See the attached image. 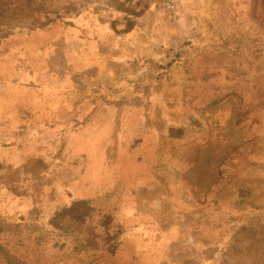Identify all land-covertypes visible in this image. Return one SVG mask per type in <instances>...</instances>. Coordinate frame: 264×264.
<instances>
[{"label":"rangeland","instance_id":"1","mask_svg":"<svg viewBox=\"0 0 264 264\" xmlns=\"http://www.w3.org/2000/svg\"><path fill=\"white\" fill-rule=\"evenodd\" d=\"M0 264H264V0H0Z\"/></svg>","mask_w":264,"mask_h":264},{"label":"built area","instance_id":"2","mask_svg":"<svg viewBox=\"0 0 264 264\" xmlns=\"http://www.w3.org/2000/svg\"><path fill=\"white\" fill-rule=\"evenodd\" d=\"M168 7H171V4H167Z\"/></svg>","mask_w":264,"mask_h":264}]
</instances>
